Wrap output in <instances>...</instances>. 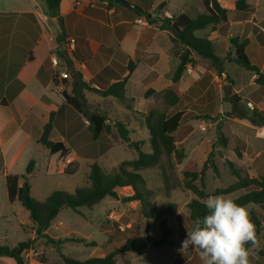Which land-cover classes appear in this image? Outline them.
<instances>
[{"label":"crops","instance_id":"obj_1","mask_svg":"<svg viewBox=\"0 0 264 264\" xmlns=\"http://www.w3.org/2000/svg\"><path fill=\"white\" fill-rule=\"evenodd\" d=\"M126 1L145 8L150 0ZM218 1L228 9V22L197 31V35L208 38L213 45L219 44L224 53L217 54L216 49L215 52L221 58L234 52L230 38L248 39L246 53L251 63L264 72V17L257 16V8L248 0L249 11L237 10L236 0ZM131 9L135 10L114 0H62L57 13L49 10L42 0H0V181L6 183L7 175H18L21 176L19 186H22V176L26 175L28 164L34 161L29 183L41 155H48L52 161L45 168L46 174L53 172L55 162L58 174L71 175L81 159L98 161L104 155L103 151L98 152V140L105 135L109 137L114 131L117 134L115 126L118 122L125 124L132 132L131 139L137 141L133 139L136 130L147 128L144 116L153 109L162 110L161 92L171 84L170 78L179 65V58L175 54L172 34L161 29L159 18L181 14L195 18L205 13L203 0H152L148 12L156 20L153 23L147 20L145 24L139 23L145 16L136 17ZM210 65L209 60L201 59V65L188 66L181 79V102L191 94L202 97L206 103L224 102L223 78L219 81ZM224 68L235 82L234 92L247 102V106L264 111V88L255 83L256 74L233 66V62L227 60ZM186 76L190 83L184 87ZM124 79L127 82L123 100L100 93ZM147 92H151L148 97ZM180 104L171 108V115L184 112L182 127L193 128L179 141L183 145L193 135L195 126L192 121H187L190 110L181 108ZM230 110L231 107L217 115ZM84 113L107 115L110 132L93 140L91 124ZM227 120L240 127L239 134L232 133V140L224 134L227 139L225 158L251 178L261 176L264 173V127L231 118ZM49 123L52 126L50 140L62 143L68 150L66 156L51 154L39 143L44 127ZM115 144L111 143L110 147ZM126 147L129 148L122 146L125 151ZM129 188H117L116 192L120 197H128L133 192L121 195L119 190ZM245 193L241 190L239 194ZM230 198L236 199L234 195ZM118 202L126 207L119 211L120 214L108 209L104 218L106 224L119 223L124 215L130 217L131 209L141 211L139 201ZM249 207L250 213L255 211L264 224V205ZM174 218L178 217L174 215ZM175 223L178 240L172 264H203L197 250H180L181 241L191 229L190 221L187 228H183V224L180 227L176 220ZM171 236L164 245L171 243ZM127 240L125 238L122 244ZM152 242L155 241L149 240L144 248L153 247ZM110 246L113 250L116 248L115 243L110 242Z\"/></svg>","mask_w":264,"mask_h":264},{"label":"trees","instance_id":"obj_2","mask_svg":"<svg viewBox=\"0 0 264 264\" xmlns=\"http://www.w3.org/2000/svg\"><path fill=\"white\" fill-rule=\"evenodd\" d=\"M46 3L49 10L59 12L62 0H42ZM113 1V0H110ZM152 0L148 6L141 8L138 4L135 5V10L131 11L136 17L145 16L149 23L156 22L155 18L148 12L151 7ZM205 13L192 18L188 15L181 14L172 16L171 18H159L161 29L172 34V41L175 48V54L179 58V65L171 75V84L162 92V100L170 108H174L181 103L183 93L180 90L181 79L187 71L188 66L201 65V59L210 61V67L213 68L219 78L222 79L223 74H226L224 61L233 62L240 67L254 72L256 74L255 83L261 88H264V72L258 66L251 63L246 47L249 44L248 39L230 38L231 48L234 52H229L225 58L219 57L211 40L197 35V31L206 29L210 26H217L228 22V9L224 8L218 0H203ZM235 8L239 11H249L251 8L247 0H236ZM132 65V64H131ZM129 66V71H133V67ZM226 81L223 85L224 97L223 101L231 105V110L224 113L223 117L236 119L246 122L254 127H264V111L256 108L250 109L244 101L234 92L235 82L226 74ZM127 79L119 81L112 85L106 91L100 92L104 96H112L123 100L125 98V85ZM152 92V91H151ZM151 92H147L148 97ZM77 108L80 106L77 103ZM89 120L91 126L93 140H98L103 133H109L110 125L106 123L108 117L105 114L99 113H84ZM184 112H178L174 115H168L166 112L153 109L144 116L145 125L149 133V144L151 152L143 151V142L133 141L131 139V131L121 122L116 124L117 134L119 138L126 143L129 148L134 149L138 153V157L133 160L124 161L120 164L117 172L106 173L98 164H93L89 173L88 185L78 188L75 193L65 191H54L45 201L39 202L31 197L28 177L34 169V161H31L26 170V175L22 176L23 185L19 186L21 176L7 175L6 188L8 200L13 203L18 200L21 205L29 212L30 220L35 229V237L32 240L19 242L15 247L0 245V260L2 258H10L15 264H25L23 254L31 250L35 243L39 240H46L57 251L64 241L56 240L47 234L51 223L59 215L62 209L71 208L76 213H80V208H93L107 197H112L121 200L124 203L139 201L142 208V215L145 219L146 233L149 234L151 222L160 220V230L162 236L159 240L152 242L153 246H161L169 242L172 234V229L168 226L165 217L174 216L180 217L177 214V205L168 203L164 207L153 205L149 201V196L152 193L146 188L145 178L140 171L146 168L159 166L162 161V156L170 158L175 156L178 164H181L186 157L185 152L177 147V142L186 138L193 128L190 126L182 127V117ZM207 120L217 121L216 118L207 117ZM217 128L219 131L217 143L227 147V139L221 132L219 121ZM52 129L51 124L44 127L42 137L39 143L47 149L51 154L60 153L62 156L68 154L67 148L62 143H54L50 140L49 135ZM216 146V144H215ZM213 146V149L215 148ZM238 153V152H237ZM239 155V153H238ZM240 156V155H239ZM214 153L210 152L207 160L204 162L200 171L196 170V164L189 161L185 165L184 189L193 194V199L188 202V220L191 223V229L194 226V221L197 218H202L206 214V208L203 200L209 195H231L235 192L245 190L246 193L233 199L240 205H264V173L257 177L251 178L242 168H239L235 163L226 160V165L231 174L236 178V182L227 187H218L212 192H207L204 179L209 168L215 174H218V167L212 161ZM200 181L198 186L196 181ZM130 187L133 194L128 197H120L116 192L117 188ZM251 219L256 226L257 235L260 239L261 234H264V224L259 219V215L251 212ZM66 241H77L86 243V239L80 238L77 240L69 239ZM92 245H95L92 243ZM251 247V245H248ZM129 250H134L140 254L143 253L144 247L135 244L134 237L128 239L124 244L116 246V248L103 257H91L85 261H79L74 258L62 255L64 264H116V257ZM264 257V247L260 251ZM129 264V262H126Z\"/></svg>","mask_w":264,"mask_h":264},{"label":"rangeland","instance_id":"obj_3","mask_svg":"<svg viewBox=\"0 0 264 264\" xmlns=\"http://www.w3.org/2000/svg\"><path fill=\"white\" fill-rule=\"evenodd\" d=\"M248 2L250 5L257 8V16L259 18L264 17V0H248ZM214 46L217 54L221 55L224 53L219 44L216 43ZM233 66L242 68L235 63H233ZM232 72L233 71L230 73ZM217 77L219 78L218 75ZM219 81H222L221 78H219ZM188 83H190V79L186 76L184 87ZM212 93L215 94V91L213 90ZM202 99L203 98L200 96L191 94L185 97L180 104L181 108L190 110L187 121H192L191 123L195 126L193 135L188 137V140L183 145H180L179 141L177 143V147L183 148V151L186 152V157L183 159L182 163L178 164L174 155L170 158L163 155L159 166L146 168L140 171L145 178L146 188L152 192L149 196L150 203L159 207H164L168 203H174L177 205V214H181L177 219L174 218V216L165 217L168 226L173 228L174 231L171 236V243L163 246H153L148 249L144 248L143 254L134 250L121 253L116 257V264H126V262L130 264L173 263L176 253L175 244L178 240L175 220L179 223L180 227L182 224L184 225L183 228L189 226V223L187 225L189 220L186 216L188 214L186 207L188 202L193 199V194L184 189L185 179L183 175L185 165L189 161H193L196 164V170L200 171L210 152L214 153L212 161L218 167V174H215L211 168L207 170L204 179L207 192H212L218 187H227L236 182V178L231 174L226 165L227 158H225L224 153L227 148H223L222 145L217 143L219 135L217 125L220 123L218 121H221L220 128L222 134H225L231 140L232 133L239 134L240 126L236 125L237 123L233 121H225L226 117H223L224 114L217 115L218 112L223 113V111L230 108L231 105L229 103L217 101L216 103L215 101L206 103ZM214 103L215 106L213 105ZM213 106L214 108L207 112V110ZM161 109L168 115H171L173 112L163 100ZM207 113L216 115L214 117L217 119V121H215L217 122L216 126L213 125L215 123L214 120H207ZM199 119L204 120L203 123L207 128L206 131L200 130L199 127L202 120ZM113 133L110 134L109 137L105 135V137L98 140V152L103 151L104 155L101 156L98 161L81 159L79 163H77L76 171L71 175L58 174L55 167L58 165L55 164V162L53 163V172L46 174L45 168L50 162L52 163V161H50L48 155L39 156L38 168L29 179L31 197L42 202L54 191H65L70 194L75 193L78 188L88 185L89 173L93 164L101 165L100 167L106 173H114L117 172L122 162L133 160L138 157L134 149L126 147L127 150L125 151L122 146L127 145L122 142L115 131ZM133 139L144 141L143 150L148 153L151 152L147 128L137 129L136 133L133 135ZM114 142L117 144L111 148L110 144ZM213 146H215L214 149ZM232 152L234 153L235 151L232 150ZM67 171L69 172V169H67ZM196 184L198 186L201 185L199 180L196 181ZM132 192L131 188L119 190L121 195H128ZM239 193H241V191L231 195L237 198L240 196ZM231 195L226 197L230 198ZM125 207L126 204L118 202L117 199L112 197H107L91 209L80 208V213H76L71 208L62 209L47 231L50 237L64 241L60 251H57L46 240L41 239L34 244L31 250L24 252L23 257L25 264H64L62 255L79 261H85L93 256L103 257L110 253L113 250L110 246V242L115 243L116 247L122 245L125 238L131 239L134 237L135 244L144 247L149 240L156 241L161 238L162 232L159 227L160 220L152 221L149 234L146 233V222L141 212L142 208L140 212L139 208L137 210L131 209L130 212L132 213L128 214L130 217L124 215L119 223L111 225L106 224L104 218L108 209H110V212L114 211L116 214H120L121 212L119 211ZM29 216V212L18 200L13 203L8 200L6 183L0 181V245L15 247L19 242L32 240L35 237L36 227L33 225ZM121 228L124 230L121 231ZM183 232H185L184 229ZM80 238L86 239V243L66 241ZM107 240H109L108 243ZM92 243L95 245H92ZM263 247L264 234L262 233L259 239L258 249H253L254 254L250 257L251 264H264V257L260 253ZM0 264L15 263L10 258H4L0 260Z\"/></svg>","mask_w":264,"mask_h":264},{"label":"clouds","instance_id":"obj_4","mask_svg":"<svg viewBox=\"0 0 264 264\" xmlns=\"http://www.w3.org/2000/svg\"><path fill=\"white\" fill-rule=\"evenodd\" d=\"M203 203L206 214L187 230L180 250H197L203 264H251L259 237L250 207L224 195H209Z\"/></svg>","mask_w":264,"mask_h":264},{"label":"water","instance_id":"obj_5","mask_svg":"<svg viewBox=\"0 0 264 264\" xmlns=\"http://www.w3.org/2000/svg\"><path fill=\"white\" fill-rule=\"evenodd\" d=\"M116 3H119V4H122V5H124V6H127V7H129V8H135V6L134 5H131V4H129L126 0H114ZM222 78H223V80L226 78V74H223V76H222ZM226 81H224V83H225ZM245 104H247V102H244ZM110 121V120H109Z\"/></svg>","mask_w":264,"mask_h":264},{"label":"built area","instance_id":"obj_6","mask_svg":"<svg viewBox=\"0 0 264 264\" xmlns=\"http://www.w3.org/2000/svg\"><path fill=\"white\" fill-rule=\"evenodd\" d=\"M171 18V17H170ZM146 18L145 19H140L138 22L139 23H143V24H145L146 23ZM72 42H74V40H72ZM249 107H250V105H249ZM207 128H206V126L205 125H203L202 127H201V130L202 131H205Z\"/></svg>","mask_w":264,"mask_h":264}]
</instances>
